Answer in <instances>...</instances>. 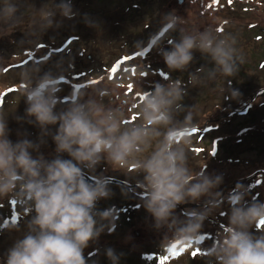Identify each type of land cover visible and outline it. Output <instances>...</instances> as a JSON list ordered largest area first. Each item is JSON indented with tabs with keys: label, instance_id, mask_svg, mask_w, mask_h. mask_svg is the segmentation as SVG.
<instances>
[{
	"label": "clouds",
	"instance_id": "9594fccd",
	"mask_svg": "<svg viewBox=\"0 0 264 264\" xmlns=\"http://www.w3.org/2000/svg\"><path fill=\"white\" fill-rule=\"evenodd\" d=\"M77 15L72 0L45 4L35 12L26 0H0V38L21 30L24 39L18 42L20 47L31 49L49 29L61 27L62 19ZM84 21L99 28L88 15ZM185 24L175 10L162 17L164 30L179 32V39H170V50L162 53L167 67L188 71L198 51L214 67L190 72L188 84L204 89L212 86L222 94L226 87L221 85L236 77L245 61L238 33L213 27L198 31ZM162 43L157 40L154 47L160 48ZM136 48L142 44L137 42ZM57 68L59 75L52 71L40 75L41 66L33 63L17 73L19 81L27 85L20 89L27 104V122L42 132L39 143L26 138L10 140L8 116L0 109V199L12 197L26 212L34 211L28 231L8 249L6 264H87L84 250L90 242L116 227L115 212L97 208L101 199L112 195L109 179L93 177L89 182L84 171L94 173L102 161L119 170L134 166L136 174H143V207L153 218V227L165 232L161 254L177 244L202 248L201 230L207 217L220 207L221 195L215 190L223 176L207 174L203 170L206 167L197 172L190 166L189 131L197 127L194 117L198 106L183 104L187 95L184 82L156 83L154 90H143L138 99L123 97L118 105L114 89L81 88L73 93L66 108L57 111L59 81L63 79L62 66ZM238 95L232 90L233 98ZM129 105L138 110L135 122L126 115ZM181 113H186L183 120L177 118ZM16 119L22 122L25 118ZM49 126L58 127L52 131ZM48 136L56 145L57 155L51 160L39 152ZM64 153L71 159L63 158ZM246 195L247 189L241 185L230 197L228 225L203 250L207 264H264V228L260 227L264 202L254 199L249 203ZM201 198H206L202 209L190 210L183 219L176 214L178 205ZM254 226L260 229L259 234L251 231ZM106 255L111 264H120L114 249L108 248Z\"/></svg>",
	"mask_w": 264,
	"mask_h": 264
},
{
	"label": "rangeland",
	"instance_id": "374dc122",
	"mask_svg": "<svg viewBox=\"0 0 264 264\" xmlns=\"http://www.w3.org/2000/svg\"><path fill=\"white\" fill-rule=\"evenodd\" d=\"M54 2L59 0H26L33 12ZM72 4L78 15L71 20L58 16L62 26L49 29L39 45L31 49L20 47L18 42L24 39L21 30L0 38V56L5 59L0 61V109L8 116L9 139L17 142L26 138L39 143L42 135L41 129L28 123L25 116L27 104L20 89L27 85L17 76L24 65L39 64L40 75L48 71L59 75L57 65L62 66L57 111L66 108L73 93L81 88L114 89L118 105L123 97L138 99L143 90H154L156 83L181 79L187 90L183 104L198 106L194 117L197 127L189 131L190 166L197 172L206 167L203 170L207 174L223 176L215 190L221 195L220 207L207 217L201 230L202 248L177 244L175 249L161 254L165 232L153 227L154 220L143 207V174H136L134 166L119 170L102 161L94 173L84 170L89 182L103 176L131 188L109 183L112 195L101 199L97 208L114 211L116 227L112 232L106 229L97 241L90 242L84 255L87 264H111L106 250L112 248L120 255V264H161L162 260L166 264H207L202 258L203 250L228 225L230 197L239 186L247 189V202H264V0H72ZM173 10L184 17L186 28L203 31L213 27L238 33L245 61L239 74L221 85L226 87L222 94L212 86L204 89L188 84L190 72L214 67L198 51L188 71L167 67L162 53L170 50V39H179V32H167L161 20ZM85 15L99 28L89 27ZM157 40L163 41L160 48L154 47ZM137 42L142 48H136ZM232 90L238 92L237 98H233ZM126 115L132 122L139 118L138 110L130 105ZM185 115L181 113L177 118L183 120ZM17 116L24 117V121L18 122ZM49 127L55 131L58 126ZM45 139L39 152L51 160L57 155L56 145L51 136ZM32 154L37 156L35 151ZM62 155L71 159L67 153ZM205 202L206 198H201L195 203L180 204L176 214L186 218L190 210L202 209ZM32 215L34 211L26 212L14 198L0 199V264H6L8 249L28 231ZM251 231L260 233L255 226Z\"/></svg>",
	"mask_w": 264,
	"mask_h": 264
},
{
	"label": "water",
	"instance_id": "95a60500",
	"mask_svg": "<svg viewBox=\"0 0 264 264\" xmlns=\"http://www.w3.org/2000/svg\"><path fill=\"white\" fill-rule=\"evenodd\" d=\"M109 181H110L109 183H115V184H118V185H123V186H127L128 188H131V186H129L126 183H123V182H117V181H114V180H109Z\"/></svg>",
	"mask_w": 264,
	"mask_h": 264
},
{
	"label": "snow or ice",
	"instance_id": "6c2138e0",
	"mask_svg": "<svg viewBox=\"0 0 264 264\" xmlns=\"http://www.w3.org/2000/svg\"><path fill=\"white\" fill-rule=\"evenodd\" d=\"M260 227L264 228V222H261ZM173 249H175V246H173ZM175 254V253H174ZM196 253H193V255H195ZM161 264H166L165 260L161 261Z\"/></svg>",
	"mask_w": 264,
	"mask_h": 264
},
{
	"label": "flooded vegetation",
	"instance_id": "af4514ba",
	"mask_svg": "<svg viewBox=\"0 0 264 264\" xmlns=\"http://www.w3.org/2000/svg\"><path fill=\"white\" fill-rule=\"evenodd\" d=\"M217 238H218V234L215 235L214 242H215V240H216ZM205 240H206V242H209L210 238H209V237H206Z\"/></svg>",
	"mask_w": 264,
	"mask_h": 264
},
{
	"label": "trees",
	"instance_id": "16d2710c",
	"mask_svg": "<svg viewBox=\"0 0 264 264\" xmlns=\"http://www.w3.org/2000/svg\"><path fill=\"white\" fill-rule=\"evenodd\" d=\"M224 7H226L227 8V5H224ZM148 48V47H147Z\"/></svg>",
	"mask_w": 264,
	"mask_h": 264
},
{
	"label": "bare ground",
	"instance_id": "6f19581e",
	"mask_svg": "<svg viewBox=\"0 0 264 264\" xmlns=\"http://www.w3.org/2000/svg\"><path fill=\"white\" fill-rule=\"evenodd\" d=\"M171 264V263H170Z\"/></svg>",
	"mask_w": 264,
	"mask_h": 264
}]
</instances>
